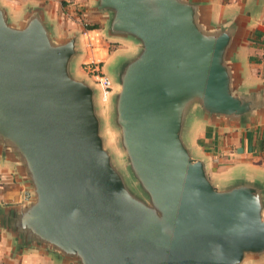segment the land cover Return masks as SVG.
Returning <instances> with one entry per match:
<instances>
[{
    "label": "water",
    "instance_id": "water-1",
    "mask_svg": "<svg viewBox=\"0 0 264 264\" xmlns=\"http://www.w3.org/2000/svg\"><path fill=\"white\" fill-rule=\"evenodd\" d=\"M97 6L113 8L112 28L142 46L118 75L111 100L131 169L160 218L129 199L108 166L94 88L65 74L73 39L53 45L37 20L11 29L0 12V132L32 176L29 226L82 264H235L242 251L260 253L257 198L242 186L218 191L180 137L181 118L196 96L213 111L247 109L226 89L223 38L199 34L188 8L174 0Z\"/></svg>",
    "mask_w": 264,
    "mask_h": 264
},
{
    "label": "crops",
    "instance_id": "crops-1",
    "mask_svg": "<svg viewBox=\"0 0 264 264\" xmlns=\"http://www.w3.org/2000/svg\"><path fill=\"white\" fill-rule=\"evenodd\" d=\"M174 1L188 8L199 34L223 38L219 62L225 72L226 89L247 107L231 114L207 109L199 102L189 104L181 122L182 143L190 157L202 162L209 182L218 191L226 192L234 186L248 188L259 202V217L264 221V0ZM98 2L0 0V12L11 29L21 30L37 20L53 45L72 38L70 76L94 86L98 96L92 77L86 78L81 70L85 68L80 66L82 58H87L82 32L93 29L101 42L100 30L110 41L133 47V51L112 59L123 61L122 67L142 49L128 31L112 28L115 10L98 8ZM87 21L94 24L87 28ZM101 50L105 53V47ZM101 61L98 66L112 82V99L120 89L118 74L111 76L104 71L111 60L102 66ZM35 202L28 165L11 139L0 132V264H82L77 254L43 239L29 226L27 215ZM250 256L264 260V249Z\"/></svg>",
    "mask_w": 264,
    "mask_h": 264
},
{
    "label": "rangeland",
    "instance_id": "rangeland-1",
    "mask_svg": "<svg viewBox=\"0 0 264 264\" xmlns=\"http://www.w3.org/2000/svg\"><path fill=\"white\" fill-rule=\"evenodd\" d=\"M94 23L92 22H86L84 26L86 25H92ZM83 26V27H84ZM100 37L101 42L99 41V48L105 47V50H101V48L97 51V58L95 60H102L101 66L105 64L108 60L114 59V56L117 55H123L124 52L133 51V47H127V45H124L122 42H113L110 41L112 39L106 38L105 34L100 31ZM104 54V55H103ZM107 54V56H106ZM83 60L85 58H82ZM124 62L119 61H112L110 64H108L107 68L104 70L106 73H109L111 76L112 74H118L119 77L122 78L124 75L123 72L125 69H127L128 65L130 64L127 62L124 66V68L121 66ZM81 67H83L82 64H80ZM72 69V64L68 60L67 66L65 69V74L67 78H71L70 71ZM83 73L85 74L86 78H89V73L86 71L85 68H81ZM95 84V83H94ZM91 88H94L92 92L93 95V112L95 114L96 119L98 120L97 124V136L100 139V145L101 149L106 153L108 156V166L112 168L115 175L117 176L126 196L135 201V202H141L145 206L151 208L154 210L155 215L157 218H160V213L158 210H156L150 200V197L148 193L144 190V188L141 186L137 176H135L134 172L131 169V164L129 157L127 155L121 130L116 122V110L114 107V101L108 98L107 101H100L99 97L97 96L96 88L91 85ZM195 96H192L193 98ZM200 98L196 96L191 99L190 102H199ZM181 122H183V119L181 118ZM165 226V224H163ZM169 233V232H167ZM251 253L248 251H242V257L239 261H237L235 264H264V260H254L255 258H251Z\"/></svg>",
    "mask_w": 264,
    "mask_h": 264
},
{
    "label": "built area",
    "instance_id": "built-area-1",
    "mask_svg": "<svg viewBox=\"0 0 264 264\" xmlns=\"http://www.w3.org/2000/svg\"><path fill=\"white\" fill-rule=\"evenodd\" d=\"M85 36L84 47L87 49V58L83 60L82 65L93 79L98 91L100 101H107L112 90V82L107 74H105L98 66L97 51L99 48V38L97 32L93 29H85L82 32Z\"/></svg>",
    "mask_w": 264,
    "mask_h": 264
},
{
    "label": "trees",
    "instance_id": "trees-1",
    "mask_svg": "<svg viewBox=\"0 0 264 264\" xmlns=\"http://www.w3.org/2000/svg\"><path fill=\"white\" fill-rule=\"evenodd\" d=\"M87 28H90L89 26H86ZM93 27V26H92Z\"/></svg>",
    "mask_w": 264,
    "mask_h": 264
}]
</instances>
